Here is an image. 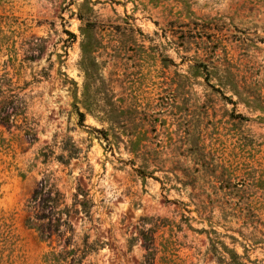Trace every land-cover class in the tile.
<instances>
[{
    "label": "rangeland",
    "instance_id": "1",
    "mask_svg": "<svg viewBox=\"0 0 264 264\" xmlns=\"http://www.w3.org/2000/svg\"><path fill=\"white\" fill-rule=\"evenodd\" d=\"M0 264H264V0H0Z\"/></svg>",
    "mask_w": 264,
    "mask_h": 264
},
{
    "label": "trees",
    "instance_id": "2",
    "mask_svg": "<svg viewBox=\"0 0 264 264\" xmlns=\"http://www.w3.org/2000/svg\"><path fill=\"white\" fill-rule=\"evenodd\" d=\"M88 27H89V26H88ZM68 34L71 35V33H68ZM82 34H83V35H86V34H87V30L82 29ZM88 36H89V35H88ZM91 46H92V44L90 43L89 40L87 41V38H86V40L81 44V50L89 53V52H90V49H91ZM78 115H79L80 117L83 116V114L80 113V112H78ZM141 173H142V172H141ZM141 175H142V174H141Z\"/></svg>",
    "mask_w": 264,
    "mask_h": 264
}]
</instances>
